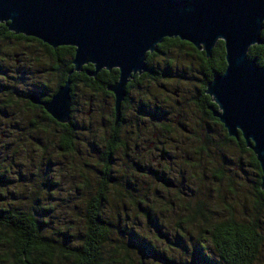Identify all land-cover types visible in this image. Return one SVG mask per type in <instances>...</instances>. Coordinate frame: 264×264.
<instances>
[{"label":"clouds","instance_id":"clouds-1","mask_svg":"<svg viewBox=\"0 0 264 264\" xmlns=\"http://www.w3.org/2000/svg\"><path fill=\"white\" fill-rule=\"evenodd\" d=\"M12 23L0 20V264H133L140 245L162 264H264V151L220 118L213 80L222 125L194 110L199 89L175 86L207 78L186 42L211 51L223 41L228 67L223 37L208 45L162 35L174 42L155 41L125 75L91 60L77 67L76 45ZM61 46H75L77 69H116L111 93L73 84ZM261 46L264 19L244 51L264 68L250 56Z\"/></svg>","mask_w":264,"mask_h":264},{"label":"water","instance_id":"water-1","mask_svg":"<svg viewBox=\"0 0 264 264\" xmlns=\"http://www.w3.org/2000/svg\"><path fill=\"white\" fill-rule=\"evenodd\" d=\"M9 18L13 30L38 35L54 46L76 45L77 67L80 61L91 60L97 67L120 66L125 75L127 69L140 66L142 52L162 35L179 34L208 45L223 37L228 67L224 74H213L209 93L224 110L220 118L226 125L230 129L240 126L257 140L256 150L264 151V68L244 56L264 19V0H0V20ZM165 38L170 37H162L160 43ZM215 44L211 51L198 47L199 43L191 45L209 58ZM71 47L74 55L69 76L84 66L75 67L76 49ZM87 64L93 66L86 72L89 76L105 69ZM106 89L111 92L109 86ZM204 92L218 110L207 84ZM51 99L40 105L44 108ZM213 108L209 106L211 111ZM257 162L260 177H264V163Z\"/></svg>","mask_w":264,"mask_h":264},{"label":"trees","instance_id":"trees-1","mask_svg":"<svg viewBox=\"0 0 264 264\" xmlns=\"http://www.w3.org/2000/svg\"><path fill=\"white\" fill-rule=\"evenodd\" d=\"M6 28V25L4 26ZM21 38L24 37V35H19ZM174 42V38H165L163 39V41L160 43V46L163 47L165 45H168L170 43ZM185 46H191L190 44L186 43ZM192 52L195 54L196 57L199 58V60H202V58L204 59V53L203 51H201V56L198 55V51H196L194 48H192ZM55 55V50H53ZM60 52L62 54H67L72 61L73 55H74V48L71 46H61L60 47ZM191 55V53H189ZM250 56H255L256 58H258L259 60H261V62H264V46H261L260 48L254 47L251 52H250ZM215 57V62L214 64H212V66L210 65V67L205 68L204 73L205 76L207 77L206 79L204 77H202V81L203 83L201 84V89L202 91H204V88L206 86V84L212 79L213 73L214 72H220L224 70L225 67V61L223 59V42L219 41L212 52V58ZM61 58H63V56H61ZM212 58L210 60H206L211 61L212 62ZM71 61L66 65L68 72L72 69V63ZM90 67V65H84L83 66V70H81L80 72H73L70 76L73 80V84H75L76 82L80 81V80H88L90 83L94 84L95 86L99 87V88H103L105 90L106 93H110L106 87L113 82V78L116 76L117 70L116 69H111L106 70V69H102L100 70V72L96 75V77H90L88 76L84 69ZM67 72V74H68ZM51 95L48 96H44L42 97L43 99H47L50 98ZM237 142H242V140H238ZM256 167L258 168V174L257 176L260 177V168L258 165V162L256 161ZM17 219V218H14ZM18 223H24V220L22 217L17 219ZM225 228L227 229V226H225ZM142 251L144 252L145 255H149L151 257H157L158 254L157 252H154L152 249L147 248L146 246L140 245ZM194 259L199 260V256L197 255V257H194ZM159 260H162V258H159Z\"/></svg>","mask_w":264,"mask_h":264},{"label":"flooded vegetation","instance_id":"flooded-vegetation-1","mask_svg":"<svg viewBox=\"0 0 264 264\" xmlns=\"http://www.w3.org/2000/svg\"><path fill=\"white\" fill-rule=\"evenodd\" d=\"M19 35H22V34H19ZM25 36V35H24ZM219 42V41H218ZM217 42V43H218ZM186 43H188V42H186ZM216 43V44H217ZM188 44H190V43H188ZM215 44V45H216ZM191 45V44H190ZM186 47H189V48H194L192 45L191 46H186ZM215 47V46H214ZM195 49V48H194ZM214 49V48H213ZM196 51H198V52H200V53H198V55L199 56H201V51H203V50H197V49H195ZM212 52H213V50H212ZM223 52H224V47H223ZM204 53V52H203ZM53 54H54V52H53ZM198 58V57H197ZM212 58V54H211V56L209 57V58H206V56H205V54H204V59H206V60H210ZM203 58H202V60H200V67H201V69L203 70V72H204V70H205V68H208V67H210V65L212 66V64H214V62L216 61L215 60V57L214 58H212V62L211 61H206V60H204ZM223 59H224V56H223ZM225 61V60H224ZM86 65H90V67H88V68H86V69H84V71H85V73L87 72V71H92L93 70V66L91 65V64H86ZM225 66H226V62H225ZM224 69H225V67H224ZM100 72V71H99ZM98 72V73H99ZM223 72H224V70L223 71H220V72H214L213 74H223ZM97 73V74H98ZM87 74V73H86ZM96 74V75H97ZM88 75V74H87ZM96 75L95 76H90V77H96ZM89 76V75H88ZM182 82H185V81H182ZM197 82H198V84L197 85H194V87L195 88H197V89H199V97H198V99H196V100H194V101H192V104H193V106H194V110H203V111H205L206 112V114H207V117H208V120H209V122L210 123H212V124H217V125H222L221 123H220V121L218 120V118L217 117H215L214 115H213V113H212V111L209 109V106H213L214 108H216L217 109V106L215 105V104H213L212 103V101H211V98L207 95V94H205V92L204 91H202V89H201V84L203 83V81H202V77H198L197 78ZM180 83L181 82H178V84L176 85V87H180ZM181 88V87H180ZM205 89V88H204ZM111 93V92H110ZM52 96V95H51ZM50 98H47V99H43L42 98V101H48ZM41 108H43L41 105H39ZM45 111V110H44ZM45 113L46 114H48L46 111H45ZM49 115V114H48ZM232 139H234V140H236V142L238 141V140H240L241 138H238V139H235V138H232Z\"/></svg>","mask_w":264,"mask_h":264},{"label":"rangeland","instance_id":"rangeland-1","mask_svg":"<svg viewBox=\"0 0 264 264\" xmlns=\"http://www.w3.org/2000/svg\"><path fill=\"white\" fill-rule=\"evenodd\" d=\"M185 55H190V54L189 53H185ZM197 84H198V82H197V79H196L194 81L181 82L180 83V87L181 88L194 87V85H197ZM257 174H258V172H257ZM156 239H157L158 243L161 245V249L163 251L167 252V250L169 248L168 241L163 236H158ZM145 257H147V259H145ZM185 259H187V256H185ZM195 260L196 259H194V261ZM133 264H162V260H159V258L153 259V257L144 254V257H137L136 260L133 261Z\"/></svg>","mask_w":264,"mask_h":264}]
</instances>
